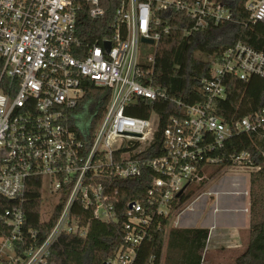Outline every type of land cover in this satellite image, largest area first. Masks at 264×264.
<instances>
[{
    "label": "built area",
    "instance_id": "obj_1",
    "mask_svg": "<svg viewBox=\"0 0 264 264\" xmlns=\"http://www.w3.org/2000/svg\"><path fill=\"white\" fill-rule=\"evenodd\" d=\"M237 4L238 0H121L103 31L107 34L100 37L95 35L99 22L107 16L102 0H0V194L15 202L1 215L9 233L0 236V264H56L51 259L55 241L87 232L79 210L90 211L95 220L119 222L125 180L142 179L146 197L127 201L121 242L106 264H135L152 230L161 228L160 218L169 222L173 214L193 210L200 198L249 196V190H210L171 211L175 199L193 187H206L212 166L224 159L213 152H220L229 138L242 132L264 137V106L231 124L215 113L226 97L228 76L243 81L264 78V51L241 41L222 47L202 80L203 102L186 104L155 84L158 44L170 29L161 11L174 9L189 18L192 25L186 35L224 23L264 24V0H246L247 20L238 17ZM141 44L153 47L152 53H143ZM88 82L108 93L109 101L98 120L99 109L86 123L78 114L90 99H101L86 98ZM140 100H169L181 110L161 132L160 155H153L159 113H127ZM227 159L233 165L221 170L238 166L252 172L264 165V150H243ZM32 178L42 179V196L53 208L66 196L40 244L34 241V230L24 231L23 202ZM215 227H210L208 240ZM147 264H163L162 255L151 256Z\"/></svg>",
    "mask_w": 264,
    "mask_h": 264
},
{
    "label": "trees",
    "instance_id": "obj_2",
    "mask_svg": "<svg viewBox=\"0 0 264 264\" xmlns=\"http://www.w3.org/2000/svg\"><path fill=\"white\" fill-rule=\"evenodd\" d=\"M121 0H102L106 8L107 16L99 22L101 28L96 36L103 37L105 29L119 6ZM246 0H238V17L247 20L248 12L244 8ZM160 15L169 24V32L161 35L157 49V68L155 84L164 88L170 98L181 100L186 104H195L206 100L202 80L209 76L211 60L224 46L241 41L256 50L264 51V24L248 23L247 25L235 22L224 23L217 28L205 31L185 34V29L192 22L183 13L174 9L161 11ZM87 20V18H85ZM101 26V27H100ZM85 37V29H82ZM226 97L221 99L216 106L215 113L225 122L231 124L255 110L264 106V78L252 76L243 81L234 76H228L225 80ZM86 98H101L98 103V120L107 106L109 94L102 88L95 87L91 82L85 85ZM152 110L160 115V127L153 144L154 156L163 152L161 132L165 129L172 116H180L181 110L175 103L169 100H157L150 102L140 100L137 107L128 110L127 113L134 117H147ZM249 150L252 153L264 150V137L256 132L239 133L229 138L220 152L224 159L221 164L213 167L209 178L219 172L226 165H233L227 157L232 153ZM257 156L255 162H261ZM121 187V212L117 223H106L95 220L90 211L79 210L82 222L87 225L84 236L67 234L60 236L52 246L51 259L56 264H103L111 257L121 242L123 222L126 219L123 212L127 201L146 197V183L142 179L125 180ZM199 188V186H196ZM195 190V189H193ZM192 189L186 194L175 199L171 211L175 210L192 194ZM250 227L249 237L245 247L235 257V264H264V165L259 170L250 173ZM66 196L55 206L48 217L43 215L44 198L42 196V179L32 178L26 191L23 206L27 218L24 231L36 232L37 244H40L55 223ZM15 205L0 194V236L9 233V227L1 219L5 210ZM161 228L152 230V238L145 242L135 264H147L150 257L155 255L158 259L163 254L166 241L167 217H161ZM209 228H180L171 227L167 233V246L165 264H204L209 263L204 258L209 238ZM33 241V240H32ZM29 244L27 240L26 245ZM206 261V262H205Z\"/></svg>",
    "mask_w": 264,
    "mask_h": 264
},
{
    "label": "rangeland",
    "instance_id": "obj_3",
    "mask_svg": "<svg viewBox=\"0 0 264 264\" xmlns=\"http://www.w3.org/2000/svg\"><path fill=\"white\" fill-rule=\"evenodd\" d=\"M141 49L143 53H152L153 47H150L148 44H141ZM98 111V104L94 99H90L87 104L85 105V108L78 114L81 120H84L86 123H89V116L94 115L95 112ZM252 168L250 167H230L229 169L220 170L216 174H214L212 177H210V180H208L207 185L205 188H192V194L189 197V201L197 198L200 194H203L210 190H222L225 192H234V191H244L249 190L250 186V172ZM195 189V190H193ZM250 194V192H249ZM241 197V196H240ZM243 197V196H242ZM216 196H207L204 198H200L199 200L194 203V206L197 207V204L204 199L208 202V207L213 205V208L216 206L218 207V202L216 200ZM219 205L220 206H236L240 205L242 202L240 199L234 196V194H223L219 196ZM246 199V205L248 206L250 195L245 196ZM217 204V205H216ZM53 210V203L50 202V199L48 197L44 198V205H43V216L46 218ZM189 211L183 213L182 215H179L177 217L176 214H173L168 222V226L166 229V241L165 246L162 254V260L163 264H165V257H166V246H167V239H168V231L171 227L179 225L180 228H186L187 223L184 220V216L188 214ZM183 216V217H182ZM228 218V217H227ZM203 217L196 218L195 220H192L193 224L200 225L203 222ZM223 221L227 224L224 225V228H218L216 235L213 236L212 240H208L207 246H206V252H204V258L209 263L206 262L204 264H235V257L236 255L242 251L245 247V244L249 237V228H240L239 230L232 231L231 229H228L230 225V220L223 219ZM176 222H178L177 225ZM221 229V230H220ZM237 233V234H236ZM239 239V241L234 242L233 236L234 235ZM239 237V238H238Z\"/></svg>",
    "mask_w": 264,
    "mask_h": 264
},
{
    "label": "crops",
    "instance_id": "obj_4",
    "mask_svg": "<svg viewBox=\"0 0 264 264\" xmlns=\"http://www.w3.org/2000/svg\"><path fill=\"white\" fill-rule=\"evenodd\" d=\"M235 195L238 199H240L242 201L240 203V205L220 206L219 205L220 198H218L217 202H218L219 210L217 212L214 211L215 208H213V205H212V207L211 206L208 207V202L206 199H204L203 201H201L197 204V207L194 206V209L189 211L188 214L183 215L184 220L187 223H189V224H186L183 226H186V228H209L210 229V227L212 225H215L216 226L215 229L211 232V236H215L218 228L222 229L225 227L224 225H227L224 221H223L224 224H222V220L225 218V219L230 220V222H229L230 225L227 228L231 229L233 232L234 231L237 232V230H239L240 228H247L248 229L250 227V200H249V204L247 206L246 202H245L246 201V199H245L246 195L234 194V196ZM245 208H248V210H244ZM201 216L203 217V219H202L203 222L200 225L197 226V224L192 223V220H195L196 218H199ZM175 227H179V225H177ZM235 235L233 236V239L235 238L234 242H236V241L238 242L239 239H237V237ZM211 240L212 239H210V241Z\"/></svg>",
    "mask_w": 264,
    "mask_h": 264
},
{
    "label": "water",
    "instance_id": "obj_5",
    "mask_svg": "<svg viewBox=\"0 0 264 264\" xmlns=\"http://www.w3.org/2000/svg\"><path fill=\"white\" fill-rule=\"evenodd\" d=\"M143 41H144V42H149V43H152V42H153L152 40L145 39V38H143ZM107 46L110 47L109 44H107ZM180 194H181V193H179V195H180ZM103 264H106V263H103Z\"/></svg>",
    "mask_w": 264,
    "mask_h": 264
},
{
    "label": "bare ground",
    "instance_id": "obj_6",
    "mask_svg": "<svg viewBox=\"0 0 264 264\" xmlns=\"http://www.w3.org/2000/svg\"><path fill=\"white\" fill-rule=\"evenodd\" d=\"M212 237H213V236H211L210 239H212ZM210 239H209V240H210Z\"/></svg>",
    "mask_w": 264,
    "mask_h": 264
}]
</instances>
